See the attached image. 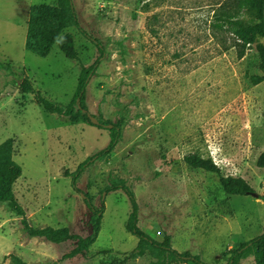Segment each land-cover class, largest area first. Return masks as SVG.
Segmentation results:
<instances>
[{"label": "rangeland", "instance_id": "obj_1", "mask_svg": "<svg viewBox=\"0 0 264 264\" xmlns=\"http://www.w3.org/2000/svg\"><path fill=\"white\" fill-rule=\"evenodd\" d=\"M59 0H0V144L14 141L23 169L15 196L35 228L91 233L88 194L102 207L100 232L85 255L63 261L75 242L53 244L30 237L21 217L0 203V264H154L156 251L133 255L138 238L126 224L132 212L122 189L139 205V224L153 238L172 237L174 249L208 264H227L231 251L264 233V202L251 195H226L219 178L190 168L189 154L210 158L224 176L242 177L264 195V82L253 85L259 56L244 58L228 34L211 21L223 0H73L78 26L65 32L78 59L56 44L47 57L26 50L30 10ZM81 29L88 33L87 37ZM105 57L87 87L86 106L121 128L110 154L80 165L110 143V131L80 118L47 110L45 98L64 112L72 103L82 66ZM226 48H228L226 50ZM28 80L36 90L24 94ZM172 264H182L173 262ZM191 264V263H184ZM239 264H255L252 254Z\"/></svg>", "mask_w": 264, "mask_h": 264}, {"label": "trees", "instance_id": "obj_2", "mask_svg": "<svg viewBox=\"0 0 264 264\" xmlns=\"http://www.w3.org/2000/svg\"><path fill=\"white\" fill-rule=\"evenodd\" d=\"M211 21V28L217 33L228 34L232 44L229 47L236 49L238 58L245 57L249 47L253 46L259 56L258 70L261 75L254 76L253 85L264 82V0H223L217 3ZM73 24H78L73 0H59L57 6L40 4L30 10L28 30L26 38V50L40 57H47L57 44L61 52L69 59L77 60L78 51L71 33L65 31ZM80 28V26H78ZM81 31L90 38L88 33ZM98 48L99 56L89 66H82L78 86L72 103L64 112L60 108L49 103L45 98H40L44 107L51 112H59L68 118H80L86 124L93 125L89 118L86 106L87 87L91 78L96 74L102 59L105 57L106 48L102 41L91 38ZM226 48V50L228 49ZM24 94L36 93L32 83L25 80L21 86ZM100 125L110 131L111 140L107 148L99 151L95 156L82 163L73 176V187L81 173L101 156L110 155L121 141V128L101 117H96ZM14 141L8 139L0 144V203H7L8 207L21 217L24 230L30 237L41 238L53 244H62L69 241L75 242V247L62 258L63 261L73 260L78 256L85 255L89 247L94 244L100 232L102 214L105 211L104 200L102 207L96 209L90 202L88 194H85V202L90 209L91 233L82 237L72 234L68 228L54 229L52 227L35 228L26 218V213L18 202L14 187L23 174V169L13 158ZM185 163L192 169L203 170L212 173L219 178L222 191L228 195L247 196L255 190L249 182L242 177L224 176L221 169L210 158H203L198 154H189L184 158ZM258 168H264V150L256 159ZM122 189L129 197L132 212L128 218L126 228L129 233L138 238V245L133 255H144L147 250L156 251L160 261L154 264L191 263L208 264L200 257L194 256L190 251L180 252L173 248L172 237L169 235L153 238L139 224V205L134 192L124 184H117L107 188L105 192ZM264 202V195L259 198ZM248 254L254 256L255 264H264V233L242 243L239 248L231 251L227 264H239ZM26 264V263H25Z\"/></svg>", "mask_w": 264, "mask_h": 264}, {"label": "water", "instance_id": "obj_3", "mask_svg": "<svg viewBox=\"0 0 264 264\" xmlns=\"http://www.w3.org/2000/svg\"><path fill=\"white\" fill-rule=\"evenodd\" d=\"M89 118H90V120L92 121L93 124L100 125V122L95 117H92V116L89 115ZM250 195L255 197V198H257V199L260 198V195L258 193H256V192H252V193H250Z\"/></svg>", "mask_w": 264, "mask_h": 264}]
</instances>
